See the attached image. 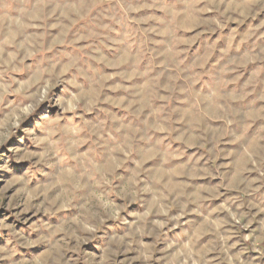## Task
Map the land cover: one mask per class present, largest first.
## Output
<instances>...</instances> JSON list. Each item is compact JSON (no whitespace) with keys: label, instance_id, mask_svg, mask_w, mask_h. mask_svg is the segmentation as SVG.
<instances>
[{"label":"clouds","instance_id":"9594fccd","mask_svg":"<svg viewBox=\"0 0 264 264\" xmlns=\"http://www.w3.org/2000/svg\"><path fill=\"white\" fill-rule=\"evenodd\" d=\"M0 264H264V0H0Z\"/></svg>","mask_w":264,"mask_h":264}]
</instances>
